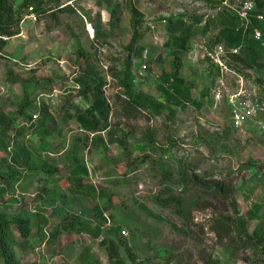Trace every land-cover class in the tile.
Masks as SVG:
<instances>
[{"label":"rangeland","instance_id":"374dc122","mask_svg":"<svg viewBox=\"0 0 264 264\" xmlns=\"http://www.w3.org/2000/svg\"><path fill=\"white\" fill-rule=\"evenodd\" d=\"M249 1L63 0L35 24L20 23V34L2 43L0 111L14 125L0 135L6 147L0 174L16 180L6 181L12 190L0 208L36 222L32 237L13 247L20 263L110 264L90 236L56 235L72 217L103 225L99 210L109 225L121 227L118 237L133 251L131 263L121 248L124 264H264L263 245L243 247L218 226L229 207L188 180L194 174L226 183L248 234L264 242V58L246 67L233 59L240 50L218 38L234 23L229 8L239 11ZM132 7L140 16L139 41L128 52ZM180 20L184 27L177 30ZM175 36L187 37L184 50L171 44ZM78 49L87 55L85 65L76 64ZM128 59L134 91L150 106L125 114L118 79ZM174 60L191 95L179 105L164 103L160 90H167L162 76L173 73ZM88 67L103 83L110 109L96 144L79 123L96 95L86 100L76 89ZM23 101L29 106L21 115ZM44 129L54 134L47 138ZM21 148L36 166L57 169L54 176L32 179L23 164L14 166L11 153ZM161 165L175 182L161 180ZM59 187L64 202L48 207L47 194ZM169 197L183 198L181 213L174 203L165 205Z\"/></svg>","mask_w":264,"mask_h":264},{"label":"trees","instance_id":"16d2710c","mask_svg":"<svg viewBox=\"0 0 264 264\" xmlns=\"http://www.w3.org/2000/svg\"><path fill=\"white\" fill-rule=\"evenodd\" d=\"M63 0H0V36L13 38L20 34L19 24L22 18L28 13L29 9H33L36 15H43L47 11H51L53 7L59 8L60 2ZM72 1V0H66ZM217 6H221L223 0H215ZM255 3V12L250 14V26L247 29L241 27L240 19L235 10H228L231 15L232 22L225 24V27L219 32L218 38L222 39L226 45L231 49L238 48L240 50L239 55L233 56V59L237 62L243 63L246 67H255L264 58V24L257 22V15L261 10H264V0H253ZM65 8V7H64ZM59 9L62 13L65 9ZM131 13V27H132V39L127 47L128 52H132L139 41L138 25L140 23V16L137 10L133 7L130 10ZM113 17V13L111 14ZM184 23L182 20L178 21L176 25L177 30H182ZM253 29L259 30L261 33V42H257L252 37ZM3 42L0 41V50L3 49ZM188 43V39L185 36L172 37V45L179 48L180 51L184 50L185 44ZM76 64L85 65L87 63V55L85 51L78 49L76 51ZM177 54L174 58L179 59ZM261 66H259V69ZM131 61L129 59L125 63V68L121 73V77L118 79L119 88L124 91L125 99L122 100V110L125 114L131 113L134 106L138 108H145L150 106L148 99L137 95L134 91L133 78L131 74ZM180 63L175 64L173 61V73L169 76H162L163 86L166 89L161 90V96L164 103H176L180 104L181 100L189 102L191 95L189 89L185 87V83L182 80L179 72ZM85 75L82 80L77 81L83 88L78 85L79 95L83 96L86 100L90 98V94L95 93V100L90 103L88 109L79 117V123L86 133L93 135L91 144H96L97 134L104 132L108 125L106 120L109 116L110 109L106 104V99L102 93L103 83H98L96 75H93L91 68L85 71ZM264 84V81H262ZM150 101V100H149ZM29 104L23 101L19 104V113L24 115L26 108ZM14 122L5 113L0 111V135L8 131L13 127ZM42 134L50 137L54 132L51 129H44ZM150 138L152 136L150 135ZM6 150L0 145V151ZM10 160L14 166L24 165L29 171L32 179L42 175L45 178H51L57 172V169H47L45 166L40 167L32 163L31 155L24 149L11 153ZM78 162V160H76ZM160 178L168 182H175L170 171L165 169L163 165L160 166ZM80 170H76L73 174L77 175ZM16 177L12 174L2 175L0 174V201L8 195L12 190V185L6 181H15ZM5 180V182H3ZM76 181V179H71ZM189 183L204 192L212 194L216 199L225 203L229 207L230 215L228 217H222V221L218 222L226 234H233L243 247H251L263 245L260 235H249L247 232V221L240 215V212L231 198V190L227 187L226 183L222 182H207L196 175L190 174L188 176ZM62 189H56L53 195L48 193L46 196V205L52 207L57 201L64 202L66 196ZM63 190V189H62ZM175 204L178 207V213L183 210V198L182 197H169L167 198L165 205ZM143 211L149 217H153L155 220L161 221L160 217L154 216L147 209L143 208ZM95 215L102 221L103 225L92 226L87 220L80 217H72L69 221L63 224V229L57 231V234L66 235H80L86 234L90 236L94 241L101 239L100 246L105 250L110 264H124L121 260L120 250L126 253L127 258L131 263H134L136 258L133 255L132 249L126 246V243L118 237L122 231L121 227L109 225L105 228L107 221L104 215L99 210L95 211ZM36 229L35 220L30 216L23 213H17L15 215H8L4 210L0 208V260L3 264H22L20 263L14 253V246L18 240L27 241L32 236V231ZM41 232V231H40ZM16 234V236L14 235ZM232 235V236H233ZM53 238V237H52ZM264 248V247H263ZM262 248V249H263ZM264 252V249H263Z\"/></svg>","mask_w":264,"mask_h":264},{"label":"built area","instance_id":"2783aa9c","mask_svg":"<svg viewBox=\"0 0 264 264\" xmlns=\"http://www.w3.org/2000/svg\"><path fill=\"white\" fill-rule=\"evenodd\" d=\"M226 5V3H224ZM255 4L253 2H245L243 3V6L240 8L239 11H236L240 22H241V27L244 29H247L250 26V14L255 12ZM234 10V9H233ZM29 15L25 18L27 20H31L32 22H35L37 20L36 15L33 13V9H29ZM257 22L264 24V15L259 14L256 17ZM252 37L255 41L261 42V33L259 30L253 29L252 31ZM2 40L7 41L6 38H2ZM249 116H256L254 110L248 113ZM109 222V220H108ZM109 226V223H106V227ZM101 239L98 240L100 242Z\"/></svg>","mask_w":264,"mask_h":264},{"label":"clouds","instance_id":"9594fccd","mask_svg":"<svg viewBox=\"0 0 264 264\" xmlns=\"http://www.w3.org/2000/svg\"><path fill=\"white\" fill-rule=\"evenodd\" d=\"M226 6V5H225ZM34 13V12H33ZM35 14V13H34ZM29 15V11H28V13L22 18V20H21V23L23 24L25 21H28L29 23H32V24H35L36 23V21L35 22H32L31 20H27V19H25L27 16ZM36 15V14H35ZM38 17V15H36V18ZM88 31V30H87ZM89 32V31H88ZM17 37V36H16ZM16 37H13V38H8V37H4V36H0V41H2L3 43H7V41L8 40H10V39H14V38H16ZM2 38H6L7 39V41H4V40H2ZM76 89H78V87L76 86ZM97 242H98V240H97ZM99 243V242H98Z\"/></svg>","mask_w":264,"mask_h":264}]
</instances>
